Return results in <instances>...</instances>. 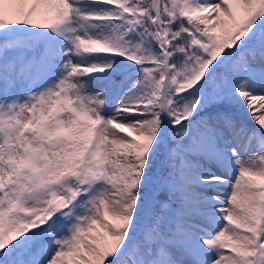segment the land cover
<instances>
[{
  "label": "snow or ice",
  "instance_id": "obj_1",
  "mask_svg": "<svg viewBox=\"0 0 264 264\" xmlns=\"http://www.w3.org/2000/svg\"><path fill=\"white\" fill-rule=\"evenodd\" d=\"M0 264H264V0H0Z\"/></svg>",
  "mask_w": 264,
  "mask_h": 264
},
{
  "label": "rangeland",
  "instance_id": "obj_2",
  "mask_svg": "<svg viewBox=\"0 0 264 264\" xmlns=\"http://www.w3.org/2000/svg\"><path fill=\"white\" fill-rule=\"evenodd\" d=\"M257 103V105L259 104V101H257L256 102ZM125 135H127V133H124ZM99 234H101V235H103V232H102V230L100 231V233Z\"/></svg>",
  "mask_w": 264,
  "mask_h": 264
}]
</instances>
